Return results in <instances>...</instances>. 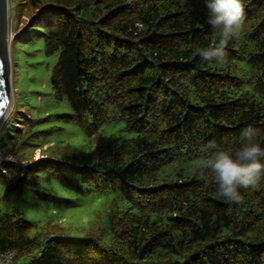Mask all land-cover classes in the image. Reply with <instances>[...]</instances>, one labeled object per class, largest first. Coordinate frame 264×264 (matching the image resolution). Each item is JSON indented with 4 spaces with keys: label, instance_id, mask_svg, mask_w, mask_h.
<instances>
[{
    "label": "trees",
    "instance_id": "1",
    "mask_svg": "<svg viewBox=\"0 0 264 264\" xmlns=\"http://www.w3.org/2000/svg\"><path fill=\"white\" fill-rule=\"evenodd\" d=\"M13 11L29 16L17 40L42 38L58 57L50 84L72 109L65 121H123L137 136H110L94 163L68 167L24 158L27 134L15 127L2 145L19 159L0 162L6 196L44 175L116 197L105 228L82 239H42L19 211L0 212V254L13 252L12 264H264V180L229 202L199 166L206 145L235 147L242 128L264 130V0H246L222 64L193 55L216 41L205 0H20Z\"/></svg>",
    "mask_w": 264,
    "mask_h": 264
},
{
    "label": "rangeland",
    "instance_id": "2",
    "mask_svg": "<svg viewBox=\"0 0 264 264\" xmlns=\"http://www.w3.org/2000/svg\"><path fill=\"white\" fill-rule=\"evenodd\" d=\"M43 1L49 4L53 0ZM9 3L8 82L11 105L0 127V159L11 163L19 160L9 148L2 146L12 142L17 130H21L24 136L27 134V143L20 149L24 158L40 160L48 156L65 161L68 167L94 163L96 152L110 136L121 142L136 137L137 133L125 130L123 121L111 120L99 128L95 127L88 114L82 126L65 121L73 114L72 109L65 99L58 100L54 96L50 84L58 57L45 54L42 38L17 40L19 34L23 35L29 16L16 15L13 11L20 0H9ZM23 7L20 6L18 11ZM17 62L20 66L14 68ZM19 158L22 159L21 156ZM43 176L22 196H6L7 184L0 176V212L19 211L21 217L32 224L31 234L42 239L51 235L82 239L105 228L109 206L116 197L114 192L81 194ZM37 191L50 193L51 199H41ZM119 203L125 205L122 200Z\"/></svg>",
    "mask_w": 264,
    "mask_h": 264
},
{
    "label": "clouds",
    "instance_id": "3",
    "mask_svg": "<svg viewBox=\"0 0 264 264\" xmlns=\"http://www.w3.org/2000/svg\"><path fill=\"white\" fill-rule=\"evenodd\" d=\"M207 25L216 37L214 45L197 46L193 55L203 63L227 61V45L239 40L246 16V0H205ZM264 130L247 126L241 129L235 147L205 146L210 154L199 161L216 186V194L229 202H239L240 189L255 187L264 180V146L259 138Z\"/></svg>",
    "mask_w": 264,
    "mask_h": 264
},
{
    "label": "water",
    "instance_id": "4",
    "mask_svg": "<svg viewBox=\"0 0 264 264\" xmlns=\"http://www.w3.org/2000/svg\"><path fill=\"white\" fill-rule=\"evenodd\" d=\"M9 0H0V127L5 120L11 105V96L8 82L9 75Z\"/></svg>",
    "mask_w": 264,
    "mask_h": 264
},
{
    "label": "built area",
    "instance_id": "5",
    "mask_svg": "<svg viewBox=\"0 0 264 264\" xmlns=\"http://www.w3.org/2000/svg\"><path fill=\"white\" fill-rule=\"evenodd\" d=\"M4 160L0 159V162H3ZM13 260V252H6L3 254H0V264H12Z\"/></svg>",
    "mask_w": 264,
    "mask_h": 264
}]
</instances>
